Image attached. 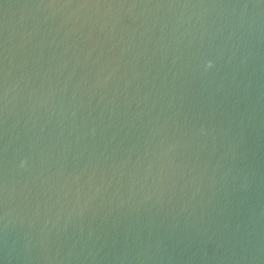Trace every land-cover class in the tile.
I'll list each match as a JSON object with an SVG mask.
<instances>
[{"label": "water", "instance_id": "water-1", "mask_svg": "<svg viewBox=\"0 0 264 264\" xmlns=\"http://www.w3.org/2000/svg\"><path fill=\"white\" fill-rule=\"evenodd\" d=\"M0 264H264V0H0Z\"/></svg>", "mask_w": 264, "mask_h": 264}]
</instances>
